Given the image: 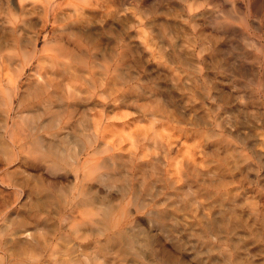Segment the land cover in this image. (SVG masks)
<instances>
[{
    "label": "clouds",
    "instance_id": "clouds-1",
    "mask_svg": "<svg viewBox=\"0 0 264 264\" xmlns=\"http://www.w3.org/2000/svg\"><path fill=\"white\" fill-rule=\"evenodd\" d=\"M0 264H264V0H0Z\"/></svg>",
    "mask_w": 264,
    "mask_h": 264
}]
</instances>
